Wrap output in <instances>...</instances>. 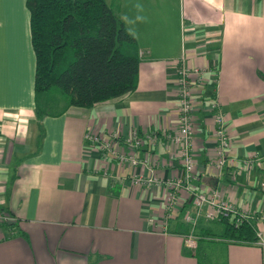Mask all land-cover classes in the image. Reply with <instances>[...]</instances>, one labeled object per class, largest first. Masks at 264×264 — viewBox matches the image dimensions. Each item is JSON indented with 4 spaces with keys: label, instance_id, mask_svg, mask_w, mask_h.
Masks as SVG:
<instances>
[{
    "label": "crops",
    "instance_id": "crops-1",
    "mask_svg": "<svg viewBox=\"0 0 264 264\" xmlns=\"http://www.w3.org/2000/svg\"><path fill=\"white\" fill-rule=\"evenodd\" d=\"M122 1L120 18L139 49L136 89L89 108L68 106L57 93L40 120L26 0L0 4V209L16 218L0 227V264H200L205 231L222 221H208L202 211L196 246L188 247L184 235L192 226L184 216L191 194L181 191L188 198L162 233L149 218L159 223L165 186L139 188L94 174L99 152L84 140L90 129L123 135L155 130L158 141L139 156L154 158L158 178L180 176L181 159L164 133L176 129V62L182 56L207 68L193 90L194 189L216 188L239 209L264 212L258 187L264 163L233 176L231 166L216 173L208 162L216 146L213 102L224 113L230 154L264 157V0ZM250 221L264 234V222ZM212 244L223 252L222 264H264V246L222 238Z\"/></svg>",
    "mask_w": 264,
    "mask_h": 264
},
{
    "label": "trees",
    "instance_id": "trees-1",
    "mask_svg": "<svg viewBox=\"0 0 264 264\" xmlns=\"http://www.w3.org/2000/svg\"><path fill=\"white\" fill-rule=\"evenodd\" d=\"M26 6L35 56L37 119L48 114L57 93L68 106L89 108L136 89V39L106 0H26ZM219 238L252 245L256 229L250 220L235 227L226 216Z\"/></svg>",
    "mask_w": 264,
    "mask_h": 264
},
{
    "label": "built area",
    "instance_id": "built-area-1",
    "mask_svg": "<svg viewBox=\"0 0 264 264\" xmlns=\"http://www.w3.org/2000/svg\"><path fill=\"white\" fill-rule=\"evenodd\" d=\"M187 58L182 56L177 60V124L174 131L164 133V138L170 147H175L182 164V173L172 180H164L155 176V160L144 153L139 156L138 152L145 146H153L158 141V133L155 130L140 131L137 128L131 129L126 135L117 131L102 133L95 130H86L84 140L88 146L99 152V165L92 169L96 175L107 179H125L131 185L139 188H149L155 185H164L166 195L163 203V214L158 222L149 218V222L159 224L162 233L168 232V221L175 217L184 206L187 198L181 197V191L188 192L193 198L190 201L191 210L184 216L191 224V232L184 235L188 247L195 248L198 236L194 234V227L198 217L204 211L208 221H222L226 216L234 220L235 227L244 220H257L264 222V212H251L247 208L239 209L234 203L222 198L216 188L194 189V183L198 180L195 171V157L193 151L194 124V102L193 90L196 85L203 81V75L207 68L198 65H191ZM212 109H218L213 115V132L216 139L215 151L209 155L210 168L220 173L223 168L231 166L233 176L242 170L249 173L256 166L264 163V157L258 153H251L239 159L230 154V139L227 132L224 113L219 111V103L213 102ZM140 168V169H139ZM129 169L128 179L125 177V170ZM259 189L264 191V181L259 183ZM16 218L4 209H0V227L11 225ZM259 247L264 246V234L261 230L256 231V241L253 243Z\"/></svg>",
    "mask_w": 264,
    "mask_h": 264
},
{
    "label": "rangeland",
    "instance_id": "rangeland-1",
    "mask_svg": "<svg viewBox=\"0 0 264 264\" xmlns=\"http://www.w3.org/2000/svg\"><path fill=\"white\" fill-rule=\"evenodd\" d=\"M129 1L135 2L136 0H129ZM106 2L112 8V10L115 12V14L118 17H120L119 11H120V8H121L123 1L122 0H106ZM138 3H140L142 5L144 3L147 4L148 0H138ZM136 10L137 9H135V11ZM131 11H129V14ZM138 14H140V13H138ZM218 225H220V224H218ZM208 229H209V233H208V235H203L205 237H203L204 239L201 238L202 240H201L200 248L198 249V256L200 258V264H222V261H224L223 252L220 253V251L216 250V245L212 244L214 242V240L219 238L220 235L222 234V233H220L222 227L218 226V228H216V227L213 228V226H211ZM204 251H205V255L207 257L202 254V252L204 253Z\"/></svg>",
    "mask_w": 264,
    "mask_h": 264
},
{
    "label": "water",
    "instance_id": "water-1",
    "mask_svg": "<svg viewBox=\"0 0 264 264\" xmlns=\"http://www.w3.org/2000/svg\"><path fill=\"white\" fill-rule=\"evenodd\" d=\"M192 198H193V196L191 195L189 200L191 201V200H192Z\"/></svg>",
    "mask_w": 264,
    "mask_h": 264
},
{
    "label": "snow or ice",
    "instance_id": "snow-or-ice-1",
    "mask_svg": "<svg viewBox=\"0 0 264 264\" xmlns=\"http://www.w3.org/2000/svg\"><path fill=\"white\" fill-rule=\"evenodd\" d=\"M0 4H2V0H0Z\"/></svg>",
    "mask_w": 264,
    "mask_h": 264
}]
</instances>
